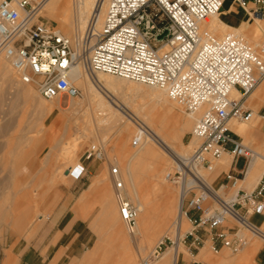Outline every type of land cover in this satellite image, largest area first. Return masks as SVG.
I'll return each instance as SVG.
<instances>
[{
  "label": "built area",
  "instance_id": "1",
  "mask_svg": "<svg viewBox=\"0 0 264 264\" xmlns=\"http://www.w3.org/2000/svg\"><path fill=\"white\" fill-rule=\"evenodd\" d=\"M44 1L0 0V56L21 83L33 86L46 101L73 100L81 90L69 80V71L80 64L91 78L101 72L163 87L171 101L194 117L191 135L198 143L189 155L175 157L166 174L179 186L180 216L191 229L174 239L165 235L151 260L160 257L163 247L184 244L187 237L189 262L181 253L174 264H198L194 251L206 240L212 251L225 248L231 253L241 251L250 237L264 241V173L252 190L242 187L253 151L231 128L232 121L252 118L253 109L246 101L264 81V43L234 33L215 37L201 32V23L219 11L223 0H106L103 11L98 4L84 31L73 38L43 23ZM233 3L244 9L248 19L264 20V0ZM164 31L166 35L158 39ZM233 91L237 97L231 96ZM146 132L139 125L133 147ZM224 154L230 156L229 166L214 189L198 170L211 171ZM103 157L102 147L86 151V160ZM239 157L245 158L241 172L235 169ZM83 172L82 166L72 178L79 179ZM110 175L119 215L133 233L135 207L121 191L118 167L113 166ZM251 215L262 222L252 223Z\"/></svg>",
  "mask_w": 264,
  "mask_h": 264
},
{
  "label": "rangeland",
  "instance_id": "2",
  "mask_svg": "<svg viewBox=\"0 0 264 264\" xmlns=\"http://www.w3.org/2000/svg\"><path fill=\"white\" fill-rule=\"evenodd\" d=\"M64 3L66 2L64 1ZM69 6V8L72 9L75 7L72 5V2L69 3ZM40 11L41 19L47 26L54 27L71 38L80 34L78 29L77 31L76 29L72 31L70 28L62 26L59 19L60 15H46L43 9ZM241 20L245 21V24H248L245 26L252 30L255 21L248 19V17H241ZM229 31L231 30L227 29L225 32L222 31L224 34L219 32V35H213L222 37ZM235 33L245 39H249V42L252 41V43L255 41L260 42L257 41L260 40V38L264 40V38H262L264 37V33H262V35L261 33H254L257 35L256 37L254 34L250 35L245 32L244 34L241 32ZM255 38H257V40H255ZM4 61L5 60L0 56V64L2 65L0 66L3 67V70L5 66L6 71L1 70L3 72L0 71V74H2L0 76L4 77L7 73V76L0 78V264H50L53 259L51 260L50 256L47 257L49 242L45 239L48 233L47 217L53 212L60 199H62L66 193L69 194L71 202L74 204L77 198L92 184L93 180H95L96 176L99 174H101L105 178V182H107V192L110 198L105 201L104 198H101V195H99L100 193L93 195L89 194L91 197L81 210V217L87 220L96 239L93 241L78 239L73 246L74 252H77L76 257L69 256L63 259L59 264H69L73 259H77V264H140L142 259H150L149 264H157L162 253L165 251V247L160 251V257L151 260V253L155 245L165 235L171 239H174L175 236V220L177 219V209L175 206L179 187L169 182L166 178L167 172L172 168L173 161L168 159V164L170 162V165L167 164L161 181L156 177V172L151 167H147L144 164H140V166L137 165V168L135 167L134 172L138 177H136L138 179H136V181L138 182L137 188L139 197L146 205L147 203L150 205H147L149 215L148 218L144 219L145 221L143 220L140 233L141 235L144 233H151L146 242L152 241L149 244L147 243V245L146 242H144L142 249L138 248L135 243L132 242L129 243V249L125 248L126 250H124L123 246H119V243L114 242L116 241L114 239L115 231L110 227L113 220L109 219V217L112 216L111 211H113L118 218L117 222L119 224H117V226H119L121 231L118 227L117 229L122 238L125 235L129 237L123 221L118 214L115 189L109 167H118L120 178H125V182L122 180L124 186L123 195L137 208V201L131 195L132 193H130L132 189L131 181L125 177L128 176V173L126 172L127 157L124 156H126V151L129 148L131 149L130 151L139 149V147L137 149V147H132L131 145V141L134 137L133 134L137 131L138 122L133 119L136 122L134 126H131L132 133H130L131 136L129 135L130 137L128 136L129 138L126 140L127 145L124 146V148L123 146L118 148V126H107L103 121V115L100 116L98 114L99 109L97 107V110H95V107L89 106L88 104L85 105V103H83V106H80L81 108L75 107L76 104L83 102V93L79 98L74 100L62 99L60 104L49 103L51 106L55 104L54 108L58 112L57 114H59V120L53 121V119H50L43 113L41 106L37 105V103L35 105L29 103L23 96L21 90L14 89V91H10L13 83L19 81L12 72L9 64ZM108 76L112 78L114 84L106 87L107 91L104 92L105 96L111 100H116L117 106L127 115H130L127 111H131L132 108L136 109L140 105L149 104L148 106L153 105L156 108L158 107L157 109H162V107L169 106L170 103L173 105L176 104L174 109L182 118L181 121H183V123H185L186 120L189 122L186 129L183 130L184 133L181 137L182 146H179L178 143L176 146L182 150L183 146H187L192 142L193 145L189 144L188 146L191 147L182 150V152L189 150L188 153H190L193 151L197 145L196 143H198V140L191 135L194 119L189 117L178 103L171 101L165 96L166 94L163 91L165 99L167 98L169 102L165 104V101L156 96L158 92L156 87L151 88L149 85L127 81L117 76ZM1 82L3 85H1ZM10 83L12 85H10ZM262 83H264V81L252 91L251 95ZM13 87H15V85L12 86L11 90H13ZM25 87L26 85L20 84V88ZM26 88L32 90L33 94L36 96L35 101L39 103L42 101L44 104L47 103L46 105H48V102L39 99L41 97L34 87L27 86ZM251 95L248 97L246 105L253 109V118H255L256 112L258 115H264V103L256 101L255 106L252 105ZM258 119L260 122H264V118L258 117ZM125 122L128 123L126 119ZM160 124H162L161 121ZM255 136L258 138L252 137L251 139H246L241 137L243 143L248 145L252 151H255L258 147L257 145L260 143L259 140H257L260 135L257 134ZM46 141L49 142L48 145ZM98 147H102L103 149V159L86 160L84 153H86L87 150L93 151ZM125 147L128 149H125ZM258 149L257 152H261L260 149ZM122 150H125V153L123 152L124 154ZM46 153H49L50 156L47 155L45 157ZM244 164L245 158L239 157L235 166L238 170H242ZM82 166L84 167V172L79 179H73L71 177L66 179V177L76 175ZM262 169H264V166H262ZM202 170L207 169H201V171ZM226 170L223 175H225ZM213 176L214 175L209 174V181ZM159 182L160 184L162 183V185H160ZM255 182L254 180L249 185L248 191L251 190ZM241 184H243L242 187L246 186L245 183ZM218 186L219 183H213L214 189H218ZM162 187L167 191L163 190ZM173 206L174 208H172ZM24 207H27L23 213L24 228L18 229L13 213L14 211L16 212V209H23ZM40 215H42V217H40ZM94 217H98V223L93 229L90 226V220ZM154 226L155 228L153 229ZM144 229H147V232H145ZM182 229L180 236H183L184 233L191 229L188 220ZM98 233L103 235V242L100 249L96 251L94 255H91L90 251L95 247L94 244L97 242ZM149 239L150 241H148ZM258 239L257 237H250L248 243H251V241H260L259 249L254 257V264H264V253L261 251L262 247H264V241ZM62 242H65V239ZM188 242L189 237L185 239V245L181 242L179 243L186 251L184 258L186 263L189 262L190 259L187 248ZM114 243L116 246H114ZM167 247H170V245L168 244ZM207 249V252H209V255L208 253L207 255L210 257L212 255L213 257L211 258L212 262L219 261L223 256L235 258V256H239L244 250L243 248L238 253H231L227 249L222 248L215 252L210 249V244ZM52 250L51 248L50 252ZM60 250L63 251L62 248ZM198 252L195 250L194 256ZM123 255H126V257ZM53 264H55V262ZM198 264L210 263L198 261ZM213 264H215V262Z\"/></svg>",
  "mask_w": 264,
  "mask_h": 264
},
{
  "label": "bare ground",
  "instance_id": "3",
  "mask_svg": "<svg viewBox=\"0 0 264 264\" xmlns=\"http://www.w3.org/2000/svg\"><path fill=\"white\" fill-rule=\"evenodd\" d=\"M64 1L66 3H64ZM105 1L106 0H104V1L103 0H45L42 4L40 10L43 9V11L45 12L46 15H54V16L60 15L59 19H60V24L62 26L66 27V28H70L72 31L75 29L77 31V29H78L80 34H81V32L84 31V28H85V26H86V24L90 18L91 9L92 8L94 9L99 4V6H101V11H103V5H104ZM71 2H72V5L75 6V7L72 6L73 9L69 8L70 7L69 3H71ZM101 2H103L102 5H101ZM220 9L216 14L206 18L201 23L200 30L202 33L208 32L210 34L212 33V35L213 34L216 35L219 32H222V31L225 32V30H227V29L231 30L232 32L229 31V32L225 33V35L231 34V33L236 34L235 32H241L243 34L245 32L246 34H250V35H252L254 33H261V35H262V33H264V30H262V26H264V22H261L264 20H258V19L253 20V21H255V23H254V26H252L253 27L252 30L249 29L247 26H245V25H248L245 23H242V25L240 24L241 25L240 27L239 26L233 27L232 25L227 24L225 21H223L221 19L222 13H221ZM243 11H244V9H243ZM246 27H247V29H246ZM254 36L256 37L257 35L254 34ZM257 38H255V40H257ZM262 38H264V37H262ZM247 40L249 41V39H247ZM257 41H260V42L255 41L254 43H264V40H262L261 38H260V40H257ZM1 66H0V71L3 70V67H1ZM82 68H81V65L79 64V65L71 68L69 71V80L77 88L82 90L81 95H82V93L84 95L83 102L76 104L75 107L83 106V103H85V105L88 104L89 106L95 107V110H97L96 109V107H97L99 109L98 114L100 116L103 115V121L106 123L107 126H109V127L118 126L119 127V129H118L119 142L117 144L118 148L119 147L121 148L122 146L124 148V146L127 145L126 140H127V138H129L131 136L130 133H132V127L131 126L132 125L134 126V123L136 121L139 124L137 123V126H138L136 128L137 131L135 130L136 133H134L133 136H136V134L139 130V125H141L147 131L145 133V135L143 136L140 144L137 146V149L139 147L138 150L130 151L131 150L130 148L128 149L125 147V149H128L126 151V154H125L126 156L123 155L125 153L124 152L125 150L124 151L122 150V153L123 152L124 153L121 154L124 157H127V163H126L127 164L126 165L127 170H126V172L128 173V176H125V177L131 181L132 189H131L130 193H132L131 195L137 201V203H136L137 208L135 207L136 216H135L134 232L131 233L127 230L124 221L121 219V217L119 215L120 219L123 221L126 232L129 234V237L125 235L122 238V236L119 232V230H120L119 226H117V224H119L117 222L118 218L115 217L114 215L110 216L111 220H113L111 226L113 227L114 224H116V226L119 229V230L117 229L115 231L114 239L116 241H114V242L119 243V246H123L124 250L129 249V243H132V242H134L138 248L142 249L144 242L147 241L149 235L151 234V233L150 234L144 233L141 235V233H140V231L142 229L141 225H143V220L148 218V215H149L148 206H150V205H148L149 203H147V205H148L147 206L146 203L141 201V199L139 197L138 188H137L138 182L136 181V179L138 177H137V174H135V172H134L135 167L137 165L140 166V164H144L147 167L148 166L151 167L156 172V177L158 179H160V181H161V179H163L162 175H163V173L166 169V166L168 164V159H171L173 161V164H174L175 160H176L175 157L183 158V157H185L191 153V152L188 153L189 150L183 151V152H186V153H183L182 150L190 148L191 146L189 147L188 145L192 144V142L189 143L187 146H183L184 148L182 147V150H180L181 148L179 149L176 146L177 143L179 146H182L181 137L183 136V133H184L183 130L186 129V126L189 124V122L187 120L185 123H183V121H181L182 118L174 109V106L176 104L173 105L171 103L169 104V106L162 107V109H157L158 107L156 108L153 105L148 106L149 104L148 105H140L136 109L132 108L131 111L130 110L127 111L130 115L123 113L122 110L117 106L116 100H113V99L111 100L110 98H107V96H105L104 92L107 91L106 87L114 84L113 83L114 81L112 80V78L108 76L110 74L99 72L93 78H91L87 73H85L82 70ZM6 70H7V67H6ZM3 71H5V66H4ZM3 71H1V72H3ZM82 71L84 72V74ZM0 75H2V74H0ZM5 76H7V73L4 75V77ZM2 77L0 76V78H2ZM10 80H11V78H10ZM124 80H126V79H124ZM127 81H129V80H127ZM20 84H23V83H21L20 81L13 83V85H15V87H13V90H11L13 85L10 83V85H12L10 91L12 92V91H14V89L15 90L16 89L21 90L23 96L25 97V99L29 103L34 104V105L37 103V105L41 106V108H42L41 110L43 111V113L45 115H47L50 119H53V121L59 120V114H57L58 112L54 108L55 104H52V106H51V105H49V103L60 104V102H61L60 100L54 99L52 101H46L38 94L41 97L39 99H43L44 101L48 102L49 106L46 105L47 103L44 104L42 101L39 103L38 101H35L36 96L33 94L32 90L26 88L27 86H30V87H33V86L28 85V84H24V85H26V87L20 88ZM140 84H142V83H140ZM1 85H3L2 82H1ZM152 87H156L158 89L156 96L159 97L160 99H162L163 101H165V104H166L168 102L167 101L168 99L167 98L165 99V97H164L165 89L163 87H159V86H151V88ZM111 88H112V86H111ZM155 91H157V90H155ZM19 94H17V95H19ZM165 94H166V92H165ZM165 96H167V94ZM231 96L237 97L238 95L236 94V92L233 91V92H231ZM251 98H252L251 104L254 106H255L256 101L259 103H261V102L264 103V83H262L261 86L257 90H255V92H253V94L251 95ZM74 99H77V98H74ZM256 110H257V108H256ZM189 117H191V116H189ZM100 118H102V117H100ZM123 118H124V120H123ZM191 118L194 119V117H191ZM252 118H253V116H252ZM125 119L128 121V123L125 122ZM133 119L136 121H134ZM257 119L258 118H257V114H256L255 118H253L251 121H248V122L232 121L231 122V128L240 137H244L246 139H251L252 137H257V136H255V135H257V131H258L255 128V123H256ZM160 121L162 122V124H160ZM259 138H261V137L259 136ZM175 139H176V143H175ZM196 139H195V141H196ZM254 140H255V138H254ZM193 143H194V141H193ZM131 145H132V141H131ZM257 146H256L257 149L259 148L261 152H257V149L255 151L253 150V154L251 156V159L249 160L243 182L240 181V184L245 183L246 185H248V187L254 180L255 181L259 180L262 173H264V169H262V166H264V144L259 143V145H257ZM49 153L48 154L46 153L45 157L47 155H49ZM84 156H86V153H84ZM72 157H73V155H72ZM229 157L230 156H228L227 154H224L223 157L221 159H219L218 163L216 162L217 165L215 163V165L211 171H208V170H202L201 171V169H199L198 174L200 176H202L207 181V183H209L213 187L212 181L211 180L209 181V174L213 175L215 169L218 167H221L225 171L228 168V165L230 162ZM168 165H170V162ZM112 167L113 166L109 167L110 173H111ZM136 171H137V169H136ZM205 172H208L209 174L205 173ZM117 178L120 181L124 180V182H125V178L121 179L119 175ZM105 181H106L105 178L101 174H99L96 176L95 180H93V182L90 186V188H94V186H95L98 189L103 190L101 193L102 198H104L105 195L107 194V182H105ZM112 183H113V186L115 189L114 182H112ZM159 184H160V182H159ZM160 185H162V183ZM241 185H243V184H241ZM123 189H124V186H123ZM163 190H165V188H163ZM121 191L123 193V190H121ZM165 191H167V190H165ZM115 194H116V189H115ZM164 194L168 195L166 193H164ZM175 197H176V195H175ZM165 200H167V199H165ZM116 202H117V200H116ZM171 202H173V201H171ZM170 205H168V206H170ZM180 205H181V199H180V193H178L177 199H176V206H175L177 209L176 210L177 214L175 213L177 215L176 216L177 219L175 220L176 226L174 229L175 236L177 235L176 237H178V235L180 236V232H182V230H183L182 228L184 227V225L187 221L185 217L180 216ZM149 208H151V207H149ZM172 208H174V206ZM168 209H170V208H168ZM167 211H169V210H167ZM118 214H119V209H118ZM163 218H165V217H163ZM149 220H150V218H149ZM250 221L256 225H259L262 222V219L256 215H251ZM155 226L153 227V229L155 228ZM144 230H145V232H147V229H144ZM150 239L148 241H150ZM151 241L146 242V245H147V243L148 244L151 243ZM115 243H114V246H116ZM179 243L176 246H170V247L165 248V251L162 253V256L160 257V260L157 264H174L175 259H176L178 254H181V253L186 254V251L184 250L183 246ZM259 243H260V241L259 242L258 241H253V242L251 241V243H248L247 246L244 247L243 252H241V254L239 256H235V258H228L229 256L228 257L223 256V257H221V259L219 261H214V262H215V264H254V257H255V255L259 249V246H260ZM209 244H210V241L206 240L204 245L199 248V252L194 256V258L196 260L209 262L210 264L214 263L211 260V258H213L212 255H211V257L208 256L209 252H207V250H208L207 248L209 247ZM210 249H211V247H210ZM207 253H208V255H207ZM123 256L126 257V255H123ZM145 260L146 259H142L140 264H142L143 261H145ZM149 262L147 264H149Z\"/></svg>",
  "mask_w": 264,
  "mask_h": 264
},
{
  "label": "crops",
  "instance_id": "4",
  "mask_svg": "<svg viewBox=\"0 0 264 264\" xmlns=\"http://www.w3.org/2000/svg\"><path fill=\"white\" fill-rule=\"evenodd\" d=\"M220 11L222 13V17L220 16L221 19L227 24L232 25L233 27H240L242 23H246L245 21L241 20V17H247L243 9L238 5L234 4L232 0H223V4ZM262 30H264V26H262ZM256 114L257 118L262 117L261 115H258L257 112ZM255 128H257L258 130L257 134L261 136V139L259 138L257 140H259L260 143L264 144V122H260L259 119H257L255 123ZM48 143L49 142L46 141L47 145ZM235 169L238 172H241L243 170H238L236 166ZM224 172V169H222L221 167L216 168L213 173L214 176L211 178L212 183L220 184L224 179ZM245 173L243 178L241 179V182H243ZM75 176L76 175L69 176L66 177V179ZM257 181L255 182V184L257 183ZM255 184L252 185L251 190L255 186ZM90 186L82 192V194L77 198L74 204L71 202L69 194L66 193L63 198L60 199L53 212L47 217L48 233L45 239H47L49 242L47 249L49 252L47 253V257L50 256L51 260L53 259L50 264H53L54 262L55 264H59L63 259L68 258L69 256L76 257L77 252H74L73 246L75 245L78 239H88L89 241H93L96 239V236L89 227L87 220L81 217V210L85 206L87 200L91 197L89 194L93 195L100 193L99 195H101V192L103 190L98 189L95 186L94 188H90ZM243 188L247 190L249 187L248 185H246ZM109 198L110 196L107 192L104 197V200L107 201V199L109 200ZM26 209L27 207H24L23 209L19 210L16 209V212L14 211L13 213V217H15V222L18 229L24 228L25 223L23 220V213ZM111 214L115 216V213L113 211H111ZM40 217H42V215H40ZM109 219L111 218L109 217ZM97 223L98 217H94L92 220H90V226L93 229L95 228V225ZM110 227L113 228L114 231L117 230L116 224H114L113 227ZM64 239L65 242H62ZM96 241V244H94L95 247L90 251L91 255H94V253L100 249V246L103 242V235L98 233ZM51 248L53 250L50 252ZM61 248L63 249V251L60 250ZM182 254L183 258H185V254ZM77 262V259H73L69 264H77Z\"/></svg>",
  "mask_w": 264,
  "mask_h": 264
},
{
  "label": "water",
  "instance_id": "5",
  "mask_svg": "<svg viewBox=\"0 0 264 264\" xmlns=\"http://www.w3.org/2000/svg\"><path fill=\"white\" fill-rule=\"evenodd\" d=\"M167 31H164L159 37L158 39H162L165 35H166Z\"/></svg>",
  "mask_w": 264,
  "mask_h": 264
}]
</instances>
